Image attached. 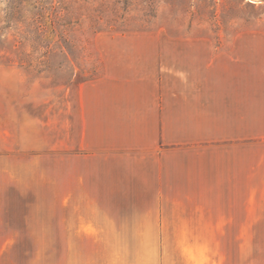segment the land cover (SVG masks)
Wrapping results in <instances>:
<instances>
[{"label":"rangeland","instance_id":"obj_1","mask_svg":"<svg viewBox=\"0 0 264 264\" xmlns=\"http://www.w3.org/2000/svg\"><path fill=\"white\" fill-rule=\"evenodd\" d=\"M156 51L187 59L179 80L229 84L245 122L226 144L256 146L261 156L264 0H0L2 208L57 209L59 111L74 109L77 87L117 60L129 59L132 70L139 55ZM257 177L250 187L226 185L225 195L211 185L202 213L184 199L157 201L146 218L109 227L122 232H58L52 216L46 229L0 232V264H264ZM137 225L146 231H132Z\"/></svg>","mask_w":264,"mask_h":264},{"label":"crops","instance_id":"obj_2","mask_svg":"<svg viewBox=\"0 0 264 264\" xmlns=\"http://www.w3.org/2000/svg\"><path fill=\"white\" fill-rule=\"evenodd\" d=\"M139 56L135 69L129 59L117 60L108 74L80 84L74 109L59 111L57 209L0 206V232L46 229L51 216L58 232H122L109 227L146 218L157 201L184 199L202 213L211 185L223 195L226 185L259 184L257 176L264 185V166H257L264 150L259 156L256 146L226 144L241 137L245 122L229 84L179 80L187 59L177 55ZM163 68L170 72L164 78ZM249 148L253 154L243 156ZM20 194L28 203L38 199Z\"/></svg>","mask_w":264,"mask_h":264}]
</instances>
